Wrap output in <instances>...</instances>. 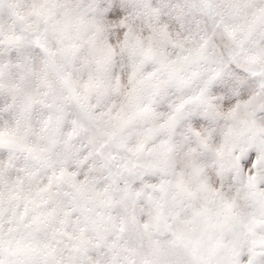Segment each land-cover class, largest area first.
<instances>
[{
	"label": "rangeland",
	"instance_id": "obj_1",
	"mask_svg": "<svg viewBox=\"0 0 264 264\" xmlns=\"http://www.w3.org/2000/svg\"><path fill=\"white\" fill-rule=\"evenodd\" d=\"M261 69L264 0H0L5 256L264 264V206L214 158L264 134Z\"/></svg>",
	"mask_w": 264,
	"mask_h": 264
},
{
	"label": "snow or ice",
	"instance_id": "obj_2",
	"mask_svg": "<svg viewBox=\"0 0 264 264\" xmlns=\"http://www.w3.org/2000/svg\"><path fill=\"white\" fill-rule=\"evenodd\" d=\"M198 58V51H192L184 57L193 62ZM257 74H264V69L259 73L253 72V75ZM214 158L219 163V171L227 169L230 179L239 189L247 193L254 202L264 206V134L258 136L240 134L234 139L229 138L226 144L215 150ZM212 197L216 200H224L220 192L213 191ZM0 264H20V262L6 257L0 247ZM193 264H203V261L196 258Z\"/></svg>",
	"mask_w": 264,
	"mask_h": 264
},
{
	"label": "bare ground",
	"instance_id": "obj_3",
	"mask_svg": "<svg viewBox=\"0 0 264 264\" xmlns=\"http://www.w3.org/2000/svg\"><path fill=\"white\" fill-rule=\"evenodd\" d=\"M192 175V174H191Z\"/></svg>",
	"mask_w": 264,
	"mask_h": 264
}]
</instances>
